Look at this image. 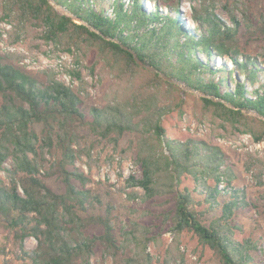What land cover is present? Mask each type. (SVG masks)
Instances as JSON below:
<instances>
[{
    "label": "trees",
    "instance_id": "trees-1",
    "mask_svg": "<svg viewBox=\"0 0 264 264\" xmlns=\"http://www.w3.org/2000/svg\"><path fill=\"white\" fill-rule=\"evenodd\" d=\"M1 1L7 16L31 22L46 42H64L74 58L76 52L85 57L95 52L126 83L103 107H91L87 119L80 92L71 84L49 70L46 79H38L0 55V173L6 176L0 178V233H9L22 264H91L98 247L113 260L128 252L122 264H154L148 251L156 240L153 226L131 221L122 228L120 244L112 206L107 205L104 215L89 213L102 202L87 188L90 177L76 166L83 155L91 158L81 147L78 127L84 124L116 149L126 134L134 136L129 149L137 171L125 181L129 200L137 198L135 188L142 190L144 202L165 198L170 208L162 217L175 234H192L219 264H264L256 258L254 242L235 238L241 231L236 216L253 203L244 189L232 184L234 174L223 150L196 138H168L163 118L169 110L150 92L157 86L180 92L163 74L199 92L196 108L221 128L263 141L264 68L246 52L241 33L264 42V13L253 21L245 9L239 19L235 10L243 3L226 1L221 3L230 17L226 24L209 9L212 2L203 0L188 19L191 28L182 19V0H51L67 14L49 0ZM130 51L157 72L139 67ZM226 58L232 67L226 61L217 64ZM67 73L72 82L82 79L78 69ZM137 73L146 76L143 84H134ZM125 89L130 90L127 97ZM179 99L178 108L183 103ZM53 152L57 157L48 160L46 155ZM250 165L251 160L248 171ZM54 176L64 193L48 187L46 179ZM256 179L264 186L261 177ZM185 181L193 186H184ZM214 210L219 216L207 223L206 215ZM91 227L102 233L88 234ZM29 237L37 242L32 251L23 245Z\"/></svg>",
    "mask_w": 264,
    "mask_h": 264
},
{
    "label": "rangeland",
    "instance_id": "rangeland-1",
    "mask_svg": "<svg viewBox=\"0 0 264 264\" xmlns=\"http://www.w3.org/2000/svg\"><path fill=\"white\" fill-rule=\"evenodd\" d=\"M49 1L53 4L51 0ZM226 1L233 0H205V3L212 2L209 9L223 22L230 24V17L221 4ZM168 2L171 3L173 0H168ZM240 2L243 5L235 10V15L239 19H242V12L245 9L248 10L249 15L251 13L253 21L264 13V0H240ZM148 3L144 1L145 6ZM202 5L203 0H182L181 2L182 19L191 28L193 25L188 19L193 15L194 8L200 10ZM54 7L60 13L67 14L62 7L55 5ZM103 7L108 8V5ZM149 9H154L153 5ZM163 9H165L164 6ZM7 15L0 0V55L38 79H46L48 75L45 71L49 70L58 79L68 85L71 84L76 91L80 92L87 119L90 118L89 109L91 107H103L108 99L117 95V91L126 87L125 79L121 81L119 73L112 70L109 62L99 58L95 52L91 51L87 57L76 52V58H74V55L67 51L64 42L62 44L46 42L40 36L41 29L36 28L31 22L21 23L20 20ZM241 41L246 52L256 57L261 67L264 68V42L254 38L249 39L243 33H241ZM76 59L79 63L75 62ZM224 61L232 67L227 58L219 60L217 64L220 65ZM69 69H78L81 73V81L72 82L67 73ZM145 77L137 73L133 80L134 84H143ZM175 84L180 88L179 93L169 91L163 86L150 90L153 93L150 94L159 98L160 104L166 105L169 110L163 118L167 137L180 141L196 138L210 142L223 150L226 164L234 174L232 184L244 189L248 200L253 203L246 210H240L236 216L235 220L241 231L236 233L235 238L239 241L250 239L254 242L258 246L256 258L263 260L264 186L258 184L256 178L261 177L264 181V140L256 142L249 134L238 133L230 127L221 128L219 122H215L209 115H202L200 109L196 108L194 99L202 96L199 92L176 81ZM129 91L125 89L123 96L127 97ZM179 97L183 100L180 108H178ZM249 113L250 116L258 117L254 112L249 111ZM36 130L40 132L39 127H36ZM78 132L81 136V147L91 153V158L83 155L76 162V166L90 177L91 181L87 184V188L98 195L102 202L90 209L89 213L104 215L107 205H111L113 208L112 224L120 244L123 242L122 228H126L131 221H139L154 228L153 235L156 240L150 242L148 246L154 264H219L213 253L202 247L192 234L187 232L180 235L175 234L170 224L162 217L170 208L165 198L144 202L141 198L142 190L135 188L134 190L138 193L137 198L128 199L126 193L130 189L126 188L125 181L131 173L137 171L134 165V155L129 149L134 136L126 134L116 149L107 139L96 136L87 124L80 125ZM46 156L52 161L54 157H57V152ZM250 160L251 168L248 171L246 166ZM10 164L11 162L8 161L6 167H10ZM0 178L5 180V174L0 173ZM46 183L55 193L61 194L65 191L63 183L56 176L47 178ZM184 186L192 187L193 185L185 181ZM218 216L219 211L214 210L206 215L205 221L209 223ZM101 233L100 227H91L88 230L90 235ZM8 235V232L0 233V264H22L19 257L20 252L16 245L10 242ZM36 243L35 239L29 237L23 245L26 251H32ZM126 254L128 252L118 257L117 260H113L106 257L102 249L98 247L91 258V264H122Z\"/></svg>",
    "mask_w": 264,
    "mask_h": 264
},
{
    "label": "water",
    "instance_id": "water-1",
    "mask_svg": "<svg viewBox=\"0 0 264 264\" xmlns=\"http://www.w3.org/2000/svg\"><path fill=\"white\" fill-rule=\"evenodd\" d=\"M75 22H76L77 24H82V22H81L79 19H75ZM91 30H92V28H91ZM107 39H109V38H107ZM109 40H112V39H109ZM116 42L119 43L118 41H116ZM119 44H120V43H119ZM123 48L126 49V50H128L127 47H123ZM130 52L133 54L134 59H135L137 65H138L139 67L145 68V69H147V70H149V71H151V72H157L156 69H154V68L151 67L150 65L145 64L144 62H142V61L138 58L137 54H135L133 51H130ZM161 76H162V78H163L164 80H166V81H168V82L175 83V81L171 80L170 78L166 77L165 75L161 74ZM245 112H246V114H250L249 111H245Z\"/></svg>",
    "mask_w": 264,
    "mask_h": 264
},
{
    "label": "bare ground",
    "instance_id": "bare-ground-1",
    "mask_svg": "<svg viewBox=\"0 0 264 264\" xmlns=\"http://www.w3.org/2000/svg\"><path fill=\"white\" fill-rule=\"evenodd\" d=\"M146 6L147 8L152 7L151 3H148Z\"/></svg>",
    "mask_w": 264,
    "mask_h": 264
}]
</instances>
